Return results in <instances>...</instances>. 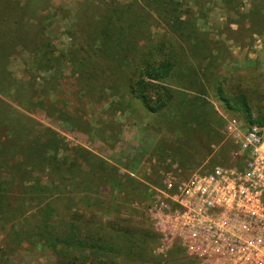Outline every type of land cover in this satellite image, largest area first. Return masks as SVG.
<instances>
[{
    "label": "rangeland",
    "instance_id": "rangeland-1",
    "mask_svg": "<svg viewBox=\"0 0 264 264\" xmlns=\"http://www.w3.org/2000/svg\"><path fill=\"white\" fill-rule=\"evenodd\" d=\"M39 1L0 0V72L6 78L0 86V180L9 181V164L27 178L1 197L9 218L14 210L17 215L0 223V264H58L39 244L5 245L10 234L32 232V224L24 221L31 214L49 213V201L57 197L52 188L60 182L56 165L63 168L62 184L79 226L91 215L98 218L95 226L100 222L111 190L104 181L115 179L125 187L116 196L115 229L155 237L136 259L123 261L113 254L114 264H196L179 242H163L153 231L126 176L150 190L161 186L165 174L186 175L230 162L235 147L225 119L234 118L242 130L248 124L231 101L240 94L250 121L264 134V0H160L162 11H156L153 0H46L42 13L50 53L40 63L30 46H10L22 10ZM171 8L187 38L170 32L165 14ZM114 18L123 24L111 32L118 43L110 57L100 50V39L107 38L104 24ZM147 43L162 47L155 60L171 62L169 75L187 82L175 90L185 94L181 99L201 100L199 107L181 112L165 103L161 112L144 110L137 98L146 89L138 82L155 54ZM184 55L191 63H184ZM7 106L20 117H4ZM13 122L16 131L8 126ZM41 153L46 158L42 172L30 166L31 156Z\"/></svg>",
    "mask_w": 264,
    "mask_h": 264
},
{
    "label": "trees",
    "instance_id": "trees-1",
    "mask_svg": "<svg viewBox=\"0 0 264 264\" xmlns=\"http://www.w3.org/2000/svg\"><path fill=\"white\" fill-rule=\"evenodd\" d=\"M159 1L160 0H153L156 11H162V6H160ZM169 4L170 6L174 5L170 2ZM47 6L48 2L46 0L39 1L35 5L27 4L22 10L23 12L18 20H16V32L10 39V46H13V44L16 43L19 45L30 46L37 57L36 62L45 61L47 54L50 53V45L48 44L49 35L46 34L45 28L46 16L42 13L43 9ZM174 11V8H171L170 12L165 14L167 16L166 20L170 25V32L180 39L187 38L189 35L187 30L174 22ZM122 24L123 21L120 22L115 18L110 20L109 23L104 24L103 30L106 32L107 38L100 39V50L102 53L110 57L114 56L113 53L117 49L116 44L118 42L111 37V32L115 34L117 32L116 28L120 27ZM90 45L93 44H89V46ZM151 45V43H147L148 48L154 49L155 54H153L152 57L154 61L144 68L141 79L138 82L141 86V90L146 89L145 95L140 94L137 98L141 102L144 110L155 114L166 109L164 108L166 106L165 103L181 112H191L192 108L195 109L199 107L202 104L199 99L187 97H183L182 99L180 98V95L185 94L178 93L175 88L176 86L186 87L185 85L187 82L182 81V85L181 82L179 83L169 75L167 67L171 64V62L165 59L155 60L159 57L162 47L160 45ZM180 53H182L181 50ZM180 53L172 54L178 56L181 55ZM5 58L6 56L4 55L3 60H5ZM183 59L185 60V64L191 63V58L188 59L187 55H184ZM120 64L124 63L120 62ZM5 79L4 72H0V86L4 84ZM150 95L156 97L157 100L154 102L150 101ZM240 95L241 96L239 97H235L234 100L231 99V101L238 104L242 109L246 122L248 124H254L249 119L250 115L248 106L244 101L242 94ZM219 97V100L224 103V106H226L227 109H232L229 105L228 99L223 96ZM158 100H161L162 102L160 103ZM155 103L157 106L154 105ZM1 104L2 101L0 100V106ZM6 108L7 109L2 107V109L5 110V113L2 115L8 118V120L10 119L15 121L20 117V114L11 107L7 106ZM13 123L14 124L8 123V126L15 128L16 131L19 129V126L15 122ZM38 155H40L39 158L37 157ZM1 157L2 156H0V159H2ZM31 158L34 162H32L30 166L42 172V169L46 166L44 164V161L46 160L45 155L43 153L34 154ZM49 159L50 158L47 160L49 161ZM56 166L59 167L57 170V176L60 182L58 184L59 186H53L52 188V190L54 189V194H56L57 197L54 200L49 201V207H51L49 213L45 214L41 218H39L40 216L31 214L29 218L24 221L27 220L30 222V225L32 224V232H19L18 236L10 234V238L7 240L5 245L10 243L18 244L25 241L39 244L51 251L58 264H93L94 261H99L102 264H114V256L123 261L136 259L138 257L137 255H140L138 252L143 251V248L148 246V242L155 239L152 234H149V239L143 237L142 235L129 232L125 228L120 230L115 229V222L118 221L114 212V208L118 203L116 202V196L121 190L125 189L121 181L115 179L112 181L108 180V182L104 181L105 187L109 186L111 187V190L105 195L108 201V207L99 215L100 222L95 226L94 222L95 220H98V218L95 215H91L89 217L88 224L79 226V223L77 222L78 216L74 211H71L72 207L70 206L71 204H68L67 193L64 185L62 184L63 168L60 165ZM16 170L17 169L11 167L9 164V170L6 172L7 177H9V181L6 182L0 180V223H7L10 220L12 221L17 215V210H14V218H9L11 216V212L1 201L3 199L1 197L4 196V194L11 193L16 188V185H19V187L21 185L23 186V182L27 181L26 174L21 171L16 172ZM126 180L131 181L135 188L134 191H136V196H133L131 193L133 198L136 200L138 199L137 201H143L146 199L148 196V189L146 190L143 184L132 180L129 176H126ZM13 184L15 185L13 186ZM44 190L45 189L42 188V192H44ZM14 192L16 193L17 190ZM38 202L41 203L40 199ZM72 206L73 208L75 206L78 208L75 203H73ZM93 211H95L94 208ZM109 217H113V223L111 222L112 220H109ZM171 252H173V255L177 254L176 251ZM178 264H182V262Z\"/></svg>",
    "mask_w": 264,
    "mask_h": 264
},
{
    "label": "built area",
    "instance_id": "built-area-1",
    "mask_svg": "<svg viewBox=\"0 0 264 264\" xmlns=\"http://www.w3.org/2000/svg\"><path fill=\"white\" fill-rule=\"evenodd\" d=\"M224 129L230 162L165 174L139 203L162 241L179 242L196 264H264V134L234 118Z\"/></svg>",
    "mask_w": 264,
    "mask_h": 264
}]
</instances>
